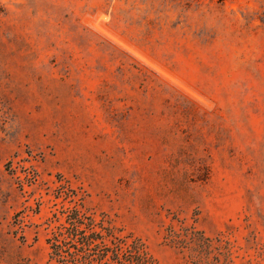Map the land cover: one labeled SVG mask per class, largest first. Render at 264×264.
<instances>
[{
  "label": "rangeland",
  "instance_id": "374dc122",
  "mask_svg": "<svg viewBox=\"0 0 264 264\" xmlns=\"http://www.w3.org/2000/svg\"><path fill=\"white\" fill-rule=\"evenodd\" d=\"M73 199L158 264H264V0H0V264H59Z\"/></svg>",
  "mask_w": 264,
  "mask_h": 264
},
{
  "label": "trees",
  "instance_id": "16d2710c",
  "mask_svg": "<svg viewBox=\"0 0 264 264\" xmlns=\"http://www.w3.org/2000/svg\"><path fill=\"white\" fill-rule=\"evenodd\" d=\"M55 213L58 222L48 239L50 261L59 264H158L140 239L121 236L107 220L84 210L82 202Z\"/></svg>",
  "mask_w": 264,
  "mask_h": 264
}]
</instances>
